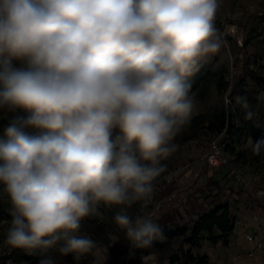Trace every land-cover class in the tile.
I'll return each instance as SVG.
<instances>
[{
	"label": "clouds",
	"instance_id": "obj_1",
	"mask_svg": "<svg viewBox=\"0 0 264 264\" xmlns=\"http://www.w3.org/2000/svg\"><path fill=\"white\" fill-rule=\"evenodd\" d=\"M218 7V0H0V112L17 113L0 142L11 249L58 248L79 259L96 247L80 234L81 222L100 216L101 205L150 201L165 170L160 161L176 151L174 138L195 108L188 78L222 48ZM236 102L249 109L245 97ZM249 143L264 152V138ZM113 222L136 249L163 235L151 216L121 209ZM141 259L157 264L154 253Z\"/></svg>",
	"mask_w": 264,
	"mask_h": 264
},
{
	"label": "rangeland",
	"instance_id": "obj_2",
	"mask_svg": "<svg viewBox=\"0 0 264 264\" xmlns=\"http://www.w3.org/2000/svg\"><path fill=\"white\" fill-rule=\"evenodd\" d=\"M219 7L215 27L223 41L219 53L213 55L198 71L188 78L190 95L196 104L192 118L210 115L214 119L221 111L251 110L255 129L264 130V0H218ZM16 68L26 67L13 61ZM210 73L205 78L204 74ZM224 78L227 90L217 82ZM2 87V86H0ZM231 100L225 104V98ZM237 97H245L249 109L237 103ZM17 113L0 112V142L7 137L5 130ZM20 115H28L19 112ZM230 120L238 126L232 115ZM195 138L182 141L174 138L176 151L160 163L165 170L153 181L150 201H137L131 206H100L101 215L81 222L80 234H86L96 242L88 255L76 259L73 254L62 255L58 248L46 253L29 255L23 250L11 249L6 243L9 215V198L0 184V264H40L50 257L54 264H142V257L154 253L157 264H198L190 258H204L205 264H233L239 258L242 264L249 248L244 240V228L260 223L264 235V152L254 154L250 139L264 138V132L232 138L214 125L196 127ZM117 131L114 130V136ZM213 144L223 153L225 163L212 168L207 162ZM218 207H227L234 217V228L222 240L215 243L210 238L220 233L202 232L197 246L185 239L195 221L204 213ZM124 209L136 216H151L162 229V237L154 240L150 248L136 249L128 241L123 230L113 222L114 215ZM177 235L169 236L168 232Z\"/></svg>",
	"mask_w": 264,
	"mask_h": 264
},
{
	"label": "trees",
	"instance_id": "obj_3",
	"mask_svg": "<svg viewBox=\"0 0 264 264\" xmlns=\"http://www.w3.org/2000/svg\"><path fill=\"white\" fill-rule=\"evenodd\" d=\"M205 78L210 77V73L206 72L204 74ZM264 84V81L261 80ZM217 85L223 89L227 90L228 82L224 78H220L217 82ZM246 110L236 109L232 110L231 113L227 111H221L217 116H197L190 119V122L184 126L183 130L178 134L182 141H187L196 137V127L204 125H214V128L221 132L228 133L232 138H240L241 136L253 135L254 132L257 133V136L264 132V130L255 129L251 119L245 118ZM234 116V119L238 121V126L233 124L230 120L231 116ZM234 228V217L231 215L227 207H218L208 213L202 214L192 226L189 235L186 237L185 241L191 246H197L201 240L200 234L206 232L210 234L214 229L219 231V235L210 238L212 243L222 240L226 244L227 235L232 232ZM169 236L177 235L174 231L168 232ZM204 258H190V262H197L198 264H205Z\"/></svg>",
	"mask_w": 264,
	"mask_h": 264
},
{
	"label": "built area",
	"instance_id": "obj_4",
	"mask_svg": "<svg viewBox=\"0 0 264 264\" xmlns=\"http://www.w3.org/2000/svg\"><path fill=\"white\" fill-rule=\"evenodd\" d=\"M207 162L212 168H217L225 163L222 150L217 144L212 145ZM244 240L250 246L244 257L246 264H264V235L260 223L256 219L252 229L244 235Z\"/></svg>",
	"mask_w": 264,
	"mask_h": 264
},
{
	"label": "crops",
	"instance_id": "obj_5",
	"mask_svg": "<svg viewBox=\"0 0 264 264\" xmlns=\"http://www.w3.org/2000/svg\"><path fill=\"white\" fill-rule=\"evenodd\" d=\"M252 229V227L249 225V226H246L245 228H244V235L247 233V232H249L250 230ZM249 246V245H248ZM249 248H250V246H249Z\"/></svg>",
	"mask_w": 264,
	"mask_h": 264
}]
</instances>
